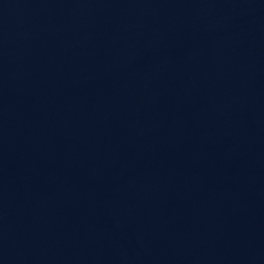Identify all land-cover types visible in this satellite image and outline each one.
Returning a JSON list of instances; mask_svg holds the SVG:
<instances>
[{"label": "water", "instance_id": "obj_1", "mask_svg": "<svg viewBox=\"0 0 264 264\" xmlns=\"http://www.w3.org/2000/svg\"><path fill=\"white\" fill-rule=\"evenodd\" d=\"M0 264H264V0H0Z\"/></svg>", "mask_w": 264, "mask_h": 264}]
</instances>
